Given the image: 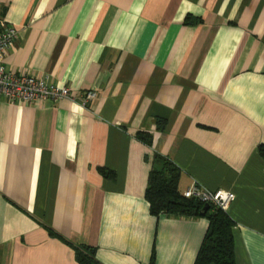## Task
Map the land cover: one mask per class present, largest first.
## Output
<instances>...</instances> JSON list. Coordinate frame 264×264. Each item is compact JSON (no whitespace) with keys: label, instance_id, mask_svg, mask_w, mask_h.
Returning a JSON list of instances; mask_svg holds the SVG:
<instances>
[{"label":"crops","instance_id":"obj_1","mask_svg":"<svg viewBox=\"0 0 264 264\" xmlns=\"http://www.w3.org/2000/svg\"><path fill=\"white\" fill-rule=\"evenodd\" d=\"M0 16L7 67L97 94L0 96V264H80L81 245L96 264H195L209 222L151 212L155 154L180 192L234 194L235 264H264V0H0Z\"/></svg>","mask_w":264,"mask_h":264},{"label":"trees","instance_id":"obj_2","mask_svg":"<svg viewBox=\"0 0 264 264\" xmlns=\"http://www.w3.org/2000/svg\"><path fill=\"white\" fill-rule=\"evenodd\" d=\"M145 144L151 143V136L139 134ZM264 156V146L260 147ZM104 175L111 173L102 170ZM179 168L169 159L155 154L148 175L145 198L153 214L164 213L175 217H205L209 225L200 246L195 264H235L233 254V226L231 217L215 206H211L203 215V203L196 198H187L178 189ZM75 257L80 264H96L93 248L74 246Z\"/></svg>","mask_w":264,"mask_h":264},{"label":"built area","instance_id":"obj_3","mask_svg":"<svg viewBox=\"0 0 264 264\" xmlns=\"http://www.w3.org/2000/svg\"><path fill=\"white\" fill-rule=\"evenodd\" d=\"M16 37V28L0 16V96L9 101L24 103L55 102L68 98L83 106L96 98L97 94L94 90H87L77 95L67 86L54 84L47 75L36 76L26 71L7 67L4 59ZM182 193L184 197L196 198L203 204H210L224 211L235 198L229 190L210 191L196 184L190 185Z\"/></svg>","mask_w":264,"mask_h":264},{"label":"water","instance_id":"obj_4","mask_svg":"<svg viewBox=\"0 0 264 264\" xmlns=\"http://www.w3.org/2000/svg\"><path fill=\"white\" fill-rule=\"evenodd\" d=\"M210 208H211V205L210 204H204L203 207H202L201 214L203 215Z\"/></svg>","mask_w":264,"mask_h":264}]
</instances>
